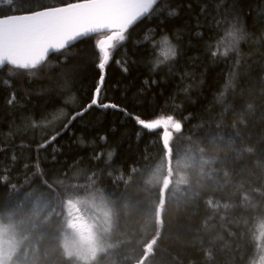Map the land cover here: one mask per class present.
I'll return each mask as SVG.
<instances>
[{"label": "snow or ice", "instance_id": "snow-or-ice-1", "mask_svg": "<svg viewBox=\"0 0 264 264\" xmlns=\"http://www.w3.org/2000/svg\"><path fill=\"white\" fill-rule=\"evenodd\" d=\"M242 5L243 0H0V71L7 68L8 76L0 83L7 85L6 105L13 114L20 112L22 124L31 129L50 125L37 151L54 144L95 107L119 111L145 130H164L161 163L182 153H202L205 143L224 153L223 158L214 155L202 161V165H211L207 186L181 193L182 198L172 196L167 185L161 187L149 206L147 230L139 231H126L120 211L115 209L127 213L134 206L128 194L140 168H115L112 152L95 153L94 160L106 157L104 165L87 173L72 171L71 165L45 172L37 162L33 178L17 182L9 178L6 168H0V187L6 190L0 193V221L9 222L0 224V235L7 236L17 209L32 208L31 231L40 244L24 256L26 264H264V12L252 19L253 30H249L250 13ZM153 22L155 28L150 26ZM141 25L154 54L146 61L149 78L144 79L141 91L157 84L155 76L182 81L194 76L186 67H195L199 58L190 56L189 50L201 51L213 61H232L233 94L217 98L218 114L205 109L196 124L185 127L193 119L190 113L179 120L170 115L146 121L118 103L104 102L106 69L113 53L132 42ZM205 33L211 35L205 39ZM225 33L230 39L227 48L220 45ZM96 36L103 39L97 41ZM88 40H92L94 66L100 73L89 101L73 107L71 113L61 111L38 123L20 104L30 94L22 92L18 97L12 79H31L46 71L53 54L59 58L53 67L60 72L48 76L49 82L59 89L68 88L69 76L78 71L79 54L73 49ZM249 41L258 45L252 56L259 59L248 57L251 63L241 50V44ZM161 47L162 56L157 52ZM242 60V78L254 87L237 85L235 69ZM69 61L73 62L70 68L61 67ZM115 63L123 72L129 71L126 60ZM253 65L258 72L255 79L250 75ZM183 91L189 93L190 89ZM73 102L74 96L65 101ZM60 117L57 126L54 121ZM173 131L178 134L175 141ZM56 151L54 145L52 163L57 162ZM11 159L15 162V154ZM81 177L85 182H80ZM36 181L39 184L33 187ZM173 201L175 214L170 207ZM180 220L184 221L185 237L172 242L167 230ZM13 259L8 247L0 251V264H10Z\"/></svg>", "mask_w": 264, "mask_h": 264}, {"label": "trees", "instance_id": "trees-1", "mask_svg": "<svg viewBox=\"0 0 264 264\" xmlns=\"http://www.w3.org/2000/svg\"><path fill=\"white\" fill-rule=\"evenodd\" d=\"M242 6L245 12L250 13V18L246 22L249 30H253L252 19L258 18L264 12V0H243ZM4 10L7 11L6 6ZM150 26L155 28V22ZM143 31L144 25H141L133 34L132 42L114 51L112 62L106 69L105 85L102 91L104 102L118 103L146 121L164 119L170 115L179 120L190 113L193 119L188 120L185 127L188 124H196L198 122L196 118L203 117L205 109L212 110L213 115L218 114L220 100L217 98L223 94L227 99L233 94L232 61L223 59L213 61L201 51L189 50L190 56L199 58L195 67L191 65L186 67L187 71L195 73L194 76L183 81L178 77L155 76L152 78L157 80V84L141 91L144 79L149 78L146 61L154 55L145 42ZM156 31L159 32L161 29L156 28ZM210 35L205 33V39ZM100 37L102 36H96L95 39L98 41ZM212 42L215 43V41ZM193 43L199 42L193 41ZM229 44L230 39L225 33L220 39V45L227 48ZM257 46L251 41L241 44L242 55L247 63H251L248 57L259 59L252 56ZM73 51L79 54V59L75 62L78 65V71L69 76L68 88L59 89L56 83L49 82L48 76L55 77L60 72V68L53 67L59 64L58 56L53 54L48 58L46 71L38 73L31 79L22 78L11 81L17 90L18 97L22 92L30 94L26 99H21L20 104L25 113L32 116L38 123L42 119L51 120L53 115L59 116L61 111L71 113L73 107H79L80 104L88 102L93 94L100 73L94 66L95 50L92 40L79 43ZM157 52L162 56L163 48L157 49ZM117 60L127 61L126 66L129 68L127 73L122 71L121 65L115 63ZM72 63L69 61L68 65H61V67L68 69ZM244 63L245 61L242 60L241 67L235 69L237 85H243L244 88L254 87L256 85L242 78ZM250 75L253 79L258 75L256 65H253ZM6 79H8L7 68L0 71V81ZM184 88H189V93H185ZM240 90L239 86L235 88L237 93ZM8 92L7 85L0 83V148L6 149L0 151V168H6L9 178L17 182L31 180L35 172L33 165L37 162L40 169L45 172L71 165L72 171L79 170L87 173L89 169H99L104 165L106 157H102L99 161L94 160L95 153L112 152L114 153L112 164L115 168L127 170L130 165L140 168V174L133 178L128 194L134 206L130 207L127 213L122 209H115L120 211L121 223L126 231L147 230V213L151 210L149 206L156 200L161 187L167 185L172 196L182 198L181 193L196 190L198 185L207 186L206 177L211 170V165H202V161L210 160L214 155H219L221 158L224 156L223 151H218L214 145L205 143L201 146L202 153L198 151L182 153L170 162L161 163L159 153L164 130H145L119 111L95 107L82 119L74 122L54 144H49L47 148L37 151V144L47 137L50 125L45 123L43 127L31 129L22 124L20 112L13 114L6 105ZM70 96L75 97V102L66 104L65 101ZM61 119L63 117L55 120L54 123L58 126ZM13 121H15L14 124ZM168 130L171 131V129ZM177 135L173 131L174 141ZM101 137H106V140H102ZM8 145L12 147L8 148ZM54 145L57 149L56 163H52ZM13 154L16 157L15 162L11 159ZM26 163L27 169L24 167ZM158 168L159 172H157ZM149 181L151 182L148 183ZM80 182H85L82 177ZM38 184L39 181H36L33 187ZM5 191L0 187V193ZM170 207L175 214L174 201ZM33 219L32 208L25 206L16 210V216L10 223V227L15 230L19 245L12 264H26L24 256L30 255L31 250L40 244L36 234L31 231ZM0 223L9 222L3 220ZM167 232L173 238L172 242L176 238L185 237L184 221H174Z\"/></svg>", "mask_w": 264, "mask_h": 264}, {"label": "rangeland", "instance_id": "rangeland-1", "mask_svg": "<svg viewBox=\"0 0 264 264\" xmlns=\"http://www.w3.org/2000/svg\"><path fill=\"white\" fill-rule=\"evenodd\" d=\"M100 39H103V37H100L99 40ZM85 215L87 216V211H85ZM4 240H7L9 242L8 245L4 244ZM110 242L111 241H109V243ZM18 245H19V239L17 237V234H16L15 230L9 226L7 236L0 235V251H2L5 247H8L9 251L12 253V255L14 257V255L18 249ZM12 261L10 262V264H12Z\"/></svg>", "mask_w": 264, "mask_h": 264}, {"label": "water", "instance_id": "water-1", "mask_svg": "<svg viewBox=\"0 0 264 264\" xmlns=\"http://www.w3.org/2000/svg\"><path fill=\"white\" fill-rule=\"evenodd\" d=\"M52 54L49 55V57L51 56Z\"/></svg>", "mask_w": 264, "mask_h": 264}]
</instances>
